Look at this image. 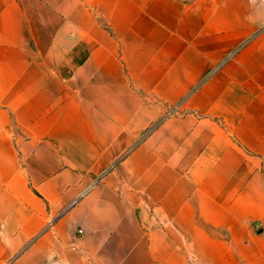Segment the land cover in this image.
<instances>
[{
  "label": "crops",
  "instance_id": "1",
  "mask_svg": "<svg viewBox=\"0 0 264 264\" xmlns=\"http://www.w3.org/2000/svg\"><path fill=\"white\" fill-rule=\"evenodd\" d=\"M0 264H264V0H0Z\"/></svg>",
  "mask_w": 264,
  "mask_h": 264
},
{
  "label": "built area",
  "instance_id": "2",
  "mask_svg": "<svg viewBox=\"0 0 264 264\" xmlns=\"http://www.w3.org/2000/svg\"><path fill=\"white\" fill-rule=\"evenodd\" d=\"M80 231H82V230L80 229Z\"/></svg>",
  "mask_w": 264,
  "mask_h": 264
}]
</instances>
